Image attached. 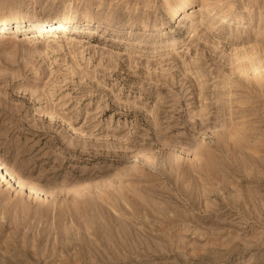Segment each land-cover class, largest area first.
Instances as JSON below:
<instances>
[{
    "label": "rangeland",
    "instance_id": "1",
    "mask_svg": "<svg viewBox=\"0 0 264 264\" xmlns=\"http://www.w3.org/2000/svg\"><path fill=\"white\" fill-rule=\"evenodd\" d=\"M195 1L0 0L100 24L0 26V264H264V0Z\"/></svg>",
    "mask_w": 264,
    "mask_h": 264
},
{
    "label": "bare ground",
    "instance_id": "2",
    "mask_svg": "<svg viewBox=\"0 0 264 264\" xmlns=\"http://www.w3.org/2000/svg\"><path fill=\"white\" fill-rule=\"evenodd\" d=\"M174 3H175L174 0H164L163 4H164V6H166L168 8V18L171 21L173 20L175 22L176 19H174V18L176 16L179 17V16L183 15L185 13L186 9L194 7L199 2H196L195 0H178L176 5ZM197 5H199V4H197ZM205 5H207V4H205ZM207 8H209V7L207 6ZM166 11H167V9H166ZM222 13H220L218 15L223 16ZM192 16H189V18L192 19L193 18ZM26 18H24V17L18 18L16 15H12V14H11V16L9 15V17H6L5 15H1L0 16V26L1 25H4L5 27L10 26V30H12V33H18L21 31L22 32H28V34L21 36L23 38L25 37L24 39H27V38L32 39L35 37L41 38L43 33H49V32H53V31L60 32L63 34L64 32L67 31L68 28H71V27L84 28V29L89 28V27H94V29H98L100 26L99 23L93 21V18H87L84 21H78L69 15H63L59 18H56V19H53L50 21L49 20L48 21H34V20L26 19ZM243 136H244V134L242 135V131H240L238 129H234L230 133H227V134H224L223 136H220L219 140L222 142V144H226L227 146L228 145L234 146V147L236 146L239 149V148L246 147L245 146L246 143L244 142V139L246 140V138H244ZM249 148H250V146H249ZM239 150H241V149H239ZM228 151H229V149H228ZM196 156H198V157L201 156L200 158L203 159L202 158L203 152L198 151L196 153ZM198 166H200V165H198ZM0 190L7 192L11 198H13V199L16 198V200L19 202L22 201V198L24 199V197L25 198L32 197V194H33L32 188L27 186L17 176L13 175L1 163H0ZM34 194H35V192H34ZM20 197H22V198H20ZM106 198H107V196H106ZM109 198H110V196H109ZM24 204H26V203L24 202Z\"/></svg>",
    "mask_w": 264,
    "mask_h": 264
}]
</instances>
